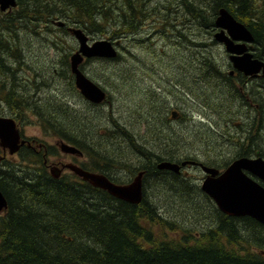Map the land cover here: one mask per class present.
<instances>
[{"label":"trees","instance_id":"1","mask_svg":"<svg viewBox=\"0 0 264 264\" xmlns=\"http://www.w3.org/2000/svg\"><path fill=\"white\" fill-rule=\"evenodd\" d=\"M16 2L17 6L10 11H0V97L7 102L17 81L9 63L16 60L19 65L22 55L12 47H19L20 30L41 34L37 29L39 24L49 32L53 29L50 27L52 23L62 21L63 26L56 28L62 37L70 34L67 26H74L90 35L119 41L116 57L107 60L100 68V71L107 68L109 75L103 77L99 74L104 83L113 78L119 86L129 81L119 74L132 76L137 71L138 28L153 26L154 30L166 34L168 25L176 29L173 15L181 13L187 22L191 20V24L211 34L218 9L227 8L252 33L254 57L264 59V0ZM170 7L183 8L184 11L172 12ZM125 34L128 38H124ZM207 39L190 36L189 50L182 47L180 39L182 61L184 56L189 57L188 76L181 72L173 78L179 81L176 89L182 99L185 98L182 95L189 97L188 108L197 109L198 104L206 103L211 114L205 111L202 114L214 116L225 113L226 123L233 121V117L241 122L234 125L233 135L237 134L234 141L230 134L221 138V143L228 145L227 148L233 147L226 154L230 155L229 158H224L222 152L226 148L221 146H218L221 149L219 154L214 155L211 151L208 156H180L181 151L175 152L173 147L162 148V152L155 150L148 145L149 136L132 133L125 126L112 122L110 129L109 114L103 140L100 134L92 138V127L87 124L85 128L83 116L78 123L79 116L74 110L71 114L62 113L65 103L50 101L44 106L29 105L26 110L34 115V122L46 136L61 137L72 144L88 142L91 146L104 141L110 160L116 159L117 150H124L118 147V143H124L125 151L136 159L134 164H125L126 175L131 177L139 170H145L143 198L139 203H129L74 175L63 174L54 178L43 166V158L38 154L31 157L29 150L21 153L19 160L15 158V162L1 157L0 191L7 205L0 214V264H264V225L249 216L235 217L222 213L200 190L198 182H193L184 173L154 168L162 160L177 163L196 160L223 169L237 157L256 153L264 156L262 88L258 87L251 93L252 86L245 84L244 79L225 72L228 64L223 68L220 66L215 59L216 54L209 51V46L215 41ZM60 43L61 37L51 40L52 46L59 51L57 58L66 64L63 71L60 69L58 72L65 74L71 49L69 45L66 50L64 42L61 46ZM218 87H222L224 93L216 94L215 88ZM115 100L108 96L104 107L112 108ZM252 100L259 104L258 109L253 108ZM128 109L134 115L138 113L135 104L129 105ZM175 109L180 107L176 105ZM249 110L253 111L252 118ZM165 111L166 108L160 110L161 120L169 121ZM88 114L87 121H90L93 110L88 109ZM104 116H100L103 121ZM72 123L76 127H72ZM161 126V122H157L155 129L159 130ZM255 126L256 130L253 129ZM95 129L98 131L102 127L96 126ZM190 147L188 144L183 149ZM47 150L54 154V148L48 144ZM219 156L223 161L216 164L214 158ZM151 195L155 196L151 198Z\"/></svg>","mask_w":264,"mask_h":264},{"label":"rangeland","instance_id":"2","mask_svg":"<svg viewBox=\"0 0 264 264\" xmlns=\"http://www.w3.org/2000/svg\"><path fill=\"white\" fill-rule=\"evenodd\" d=\"M180 11L181 9H179V12ZM173 22L176 23V29L171 25H168L165 32H172V37L169 39V37L166 36L167 41L163 35H160L157 40V36L152 35L154 32L153 27H146L145 25L144 28H142L140 32L142 47H137V71L132 76H127L124 73L119 74L122 78L129 79L124 86H119L118 82L113 78H110L103 83L104 87L108 88L109 96L116 99L112 108L106 109L104 105L99 107H86V105L82 106V104H78V107L70 105L71 101L76 98L69 95L71 94V90L68 88L70 77H62L60 80L57 78V87L53 90H40V105L44 106L45 103L54 101L57 104L65 103L62 106V113L71 114L72 110L78 111V123L80 122V117L83 116V118H85V128L87 127V124H90L92 127L91 135L93 137L90 135L92 138H95L100 134L103 140V136L106 134L104 128L108 124L109 114L111 121H109L108 125L110 129L113 124H117L120 127L125 126L126 129L132 133L149 136L148 145L155 150L162 152V148L172 149L173 147L175 152L181 151L180 156L182 154L208 156L211 154V151L214 155L219 154L221 149L218 146H221L223 149L226 148L223 150L222 155H224V158H229L230 155L226 154L231 152L233 147L227 148L226 146L228 145L221 143V138L230 134L232 135V141H234V137H237V134L233 135L234 125H240L241 122L233 117V121L226 123L224 119L225 113H222V115L216 113L214 116L202 114V111L211 114V109L208 108L206 103L198 104L199 107L197 109L188 108L190 107L188 100L189 97L182 95L185 97V100L182 99L180 91H177L176 89V86L179 85V81L173 78L175 74L183 73V69L185 75L188 76L185 72V62L182 61V57L179 54V48L181 47L180 35H185V40L182 39L181 43L188 50L190 36L208 38L207 40L209 42L213 40L212 36L209 35V33H206L204 29L191 24V20L187 22V19H185L182 13L177 16L173 15ZM40 30L41 34L39 35H35L26 30H20L18 33L19 47H12L13 51L15 50L18 51L19 54L26 55V60L29 65L35 61L58 65L59 59L57 58V54L59 51L52 46L51 40H53L54 37H61L60 46L62 42H64L65 44L70 45L69 49L73 50V46L75 45L73 38L69 36L62 37L57 30H50L49 32L44 31V29ZM148 36L152 37L148 38ZM174 38H178V40L174 41ZM26 40L29 46L24 47V45H26ZM32 50L35 53L31 56L27 55L26 51L33 52ZM211 50L216 54V56H214L220 66L222 68L223 66H227V54L222 45L214 42L209 46V51ZM78 56L79 55L76 54V60H78ZM76 62L78 63L79 61ZM61 65V71H63V64ZM224 70L225 72H228L227 69ZM46 72V78H48L50 74H53L52 67L48 68L47 66ZM55 75L56 77L58 76V74ZM59 81H61L60 84L58 83ZM235 83H238V81L235 80ZM219 85H222V83L220 82ZM215 93H224V89L222 87L215 88ZM132 104H135L138 109V113L136 112L135 115L130 113V110L128 109L129 105ZM218 104L219 106L221 105L219 102ZM171 105L174 107L171 108ZM176 105L180 107L179 110L175 109ZM163 108H166L165 116L169 121L161 120L160 110ZM88 109L93 110L91 116L92 119L90 121H87V115H89ZM172 109H174V111H172ZM81 112L84 113L82 114ZM100 116H104V121ZM196 118H201L203 121H199ZM177 119L178 121H175ZM157 122H161L162 124L159 130L155 129V124ZM72 124V127H76L75 123ZM96 126L102 127V129L97 131L95 129ZM116 129L119 130L118 128ZM253 129L256 130V126ZM25 130L29 135L43 137L45 140L50 141L40 126L28 124L25 126ZM120 138L124 139L121 135ZM188 144L191 146L190 149H183ZM211 144H213V146H211ZM102 145L104 146V141L102 142ZM118 147H121L124 150H117L115 153L117 160L121 161L123 164H126L127 162H130L131 164L136 163L134 156L125 151L127 148L124 143L120 141ZM104 150L107 149L104 147ZM214 161L216 164H220L223 159L219 156L214 158ZM53 168V173L57 176L59 174V169L55 166ZM142 170L143 177L145 170ZM181 173H185L187 176L191 177L193 182L197 181L198 184H200V181L203 178V171L198 168L182 169ZM157 185L158 182H156V186ZM154 196L155 195H151V198Z\"/></svg>","mask_w":264,"mask_h":264},{"label":"water","instance_id":"3","mask_svg":"<svg viewBox=\"0 0 264 264\" xmlns=\"http://www.w3.org/2000/svg\"><path fill=\"white\" fill-rule=\"evenodd\" d=\"M15 6L16 0H0V11L2 12L8 11ZM59 25H62V23L59 22ZM215 26L219 30L215 32L214 39L224 45L225 50L229 54V61L232 67L245 76L255 77L259 76V74L264 76V60L254 57L252 52L249 51L248 44L252 43L254 38L248 28L237 21L229 10L224 7L218 10ZM72 33L79 43V50L71 55L72 60L70 57V68L75 75V84L85 98L98 103L104 99V92L80 72L78 64L82 61V55L86 57L113 58L117 54L116 49L109 40L104 39L96 41L89 46L86 43L87 36L80 29H72ZM76 54L79 55L78 60H76ZM76 61L79 62L77 63ZM0 135L11 138V144L8 146V151L11 154L18 151L19 147L24 143V140H20L19 131L12 118L0 117ZM0 146L2 147L1 144ZM59 147L66 153L77 151L75 147L64 142H61ZM3 148L6 149L4 146ZM188 163L193 164L194 162L184 161L181 164H177L171 161H161L157 164V167L158 169H167L178 173L180 167ZM199 165L206 174H208L206 169L211 171V174L208 175L209 177L205 176L207 178L202 180L200 188L214 201L220 211L231 216H249L264 225V158L261 156L238 157L222 172L201 163ZM71 166L67 165V167L72 169ZM76 169L83 172V177H81L85 181H89L88 176L93 177V174L89 172ZM73 171L78 173L75 170ZM52 174L54 175V173ZM78 175L80 176V173ZM102 177L104 179L102 184H98L99 186L92 184L129 203H139L142 200V172H139L134 177L130 185H128L129 183L114 184L106 177ZM6 205L5 197L0 191V211Z\"/></svg>","mask_w":264,"mask_h":264},{"label":"flooded vegetation","instance_id":"4","mask_svg":"<svg viewBox=\"0 0 264 264\" xmlns=\"http://www.w3.org/2000/svg\"><path fill=\"white\" fill-rule=\"evenodd\" d=\"M179 9H181L180 12L184 11L183 8L170 7V11L172 12H179ZM144 26L138 28L139 48L142 47V42H141L142 38L140 32L142 28H144ZM50 27L60 29L62 26L56 23H52ZM68 27L69 26H67L66 29H68V32H70ZM37 29H44V25L39 24ZM215 30H217L216 27L215 29L214 28L211 29L212 33L209 35L212 36L214 33L213 31ZM86 34L89 38L88 39L89 44L101 38L97 35L94 36V35H90L89 33ZM152 35H156L157 40L160 35H163L166 41H167L166 36H168L169 39L172 37L171 33L164 34L159 32L158 30H154ZM151 37L152 36H148V38ZM180 37L183 40H185L184 34H182V36L180 35ZM72 38L75 45L73 46V50L71 53L77 51L78 49L77 41L73 36ZM124 38H128V35L125 34ZM25 43L26 45H24V47L29 46L27 40L25 41ZM64 46L66 49L68 48L67 44H64ZM182 47H184V45ZM116 49L118 51V47ZM26 53L27 55L31 56L35 52L26 51ZM188 58L189 57L187 55L183 57V62H185L186 65L185 72L187 74H188ZM136 59H138V53L136 55ZM227 59H228V54H227ZM68 63H69L68 72L66 71L65 74H60V72H58V69L60 70L62 66L61 65L62 63L59 60H58V65L52 63L50 64L40 63L39 61L32 62L31 65H29L26 60V55L22 54L19 65H17L16 60H13L12 62L9 63V65L13 69V72L15 73L17 81L15 83L16 84L15 87H13L10 90V92L12 93L10 101L7 102L4 99H2V97H0V117L1 116L9 117L15 121L16 127L19 131L20 140L24 139V143L19 147L18 151L12 154L9 153L8 149H4L3 147L0 146V153L2 154L1 156L2 157L5 156V158H7V160L9 161L14 160L15 158L19 160L20 154L23 152H27V150H29V154L31 155V157L34 158V154H38L43 158L44 167L45 166L47 167L48 165L51 164L52 165L50 167H54V166L57 167L59 169L60 175L63 174L74 175L76 178L85 181L78 174H76L69 167H67V165H72L83 171L102 175L106 177L109 181L116 184H127L131 182L134 177H129L126 175L125 164H123L121 161H117L116 159L110 160L108 156V151L104 150V146L100 142L95 143L93 146H91L88 142L82 145L77 143L72 144L67 142L61 137H54V136H48L50 141H47L43 137L41 138L39 136H33L26 133L25 130L26 125L35 124L36 126H39L37 123L34 122L33 119L34 115L31 114L28 110H26V108L29 105H40L41 104L40 90H51V89L53 90L55 87H57L56 85L57 78L58 80H60L62 77L69 78L68 76H70L69 78L70 84L68 82V88H70L71 94L69 95L76 97L71 101L70 105H75L76 107H78V104H82V106L86 105V107H99L101 105L105 106L106 102H108V96H109L108 89L103 85L104 80L99 77V74H101L103 77L109 75V71L107 68H105L103 71H100V68H102L103 65L107 63L106 59L87 57L84 58L78 66L79 70L81 71V73H83V75H85L88 79L96 82L106 93L105 100L101 103H96V104L92 103L87 98H85L80 92V90L77 88L75 84V75L71 72L70 69L69 59H68ZM47 66L48 68L52 67V71H53V74H50L48 78H46ZM64 67H66V64L64 65ZM55 74H58V76L56 77ZM95 74H97V76ZM233 75L240 76V78L245 80V84L251 85L252 86L251 93H253L258 87L262 88L261 113H262V121H263L262 128L264 132V77L263 76H257L255 78H250L246 76L243 77L244 75L238 72L235 73L233 72ZM183 76H185L184 69H183ZM58 83L60 84L61 81H59ZM252 104L254 109H258L260 107L259 104L254 103L253 100L251 101V105ZM74 111L78 113V111L76 110ZM249 114L250 117L252 118L253 111L249 110ZM73 132L76 134V131L73 130ZM46 142L49 145V147L54 148V154L48 153ZM61 142H66L70 144L71 146L75 147L77 151L74 153L62 152L60 150V147L58 146V144ZM1 156H0V160H1ZM33 158H31V160H33ZM15 161L17 160H14L12 162ZM154 168H156V166ZM86 182L92 184L90 181H86ZM143 185L144 183L142 182V186Z\"/></svg>","mask_w":264,"mask_h":264},{"label":"bare ground","instance_id":"5","mask_svg":"<svg viewBox=\"0 0 264 264\" xmlns=\"http://www.w3.org/2000/svg\"><path fill=\"white\" fill-rule=\"evenodd\" d=\"M71 60H72V57H71ZM80 80V79H79ZM11 142V138L10 137H2L1 135H0V144L2 145V147L4 146L6 149H8L9 150V147L8 146H10V143ZM59 146H60V143H59ZM71 168L73 169V170H75V171H77L78 173H80V176H82L83 177V172H80V171H78L74 166H71ZM49 170H50V173L52 174L53 172H52V170H53V167H50L49 168ZM206 171L208 172V174L206 175L207 177H209L208 175H210L211 174V171L209 170V169H206ZM77 173V174H78ZM90 174H93V177L91 178L90 176H88V180L91 182V183H93V184H95V185H98V184H102L103 182H104V179H103V177H102V175H98V174H95V173H90ZM53 175V174H52ZM54 176V175H53ZM135 176V175H134ZM136 177V176H135ZM207 177H205V179L207 178ZM134 180V179H133ZM133 182V181H132ZM132 182H130L128 185H130ZM105 184V183H104ZM99 186V185H98Z\"/></svg>","mask_w":264,"mask_h":264}]
</instances>
